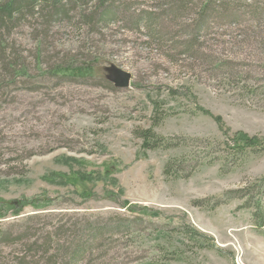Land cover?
<instances>
[{
    "label": "rangeland",
    "instance_id": "rangeland-1",
    "mask_svg": "<svg viewBox=\"0 0 264 264\" xmlns=\"http://www.w3.org/2000/svg\"><path fill=\"white\" fill-rule=\"evenodd\" d=\"M166 1L115 0L92 24L25 15L4 35L0 200L45 201L2 209L0 264H69L77 240L81 264H264V218L238 192L264 176V147L231 148L264 138V0L202 19Z\"/></svg>",
    "mask_w": 264,
    "mask_h": 264
},
{
    "label": "trees",
    "instance_id": "trees-1",
    "mask_svg": "<svg viewBox=\"0 0 264 264\" xmlns=\"http://www.w3.org/2000/svg\"><path fill=\"white\" fill-rule=\"evenodd\" d=\"M89 1L91 2L90 8L93 9L92 12H89ZM165 4L167 6L166 10L168 9L175 16L180 15L181 12L190 11L194 6H198L199 19L205 18L204 16H206L208 12H216L218 9L222 12L228 11L230 6L233 7L228 1L216 4L215 0H168L165 2ZM114 5L115 0H0V68L4 69L7 66H13L12 62L7 63L9 61V54H7V42L4 38V35L8 33L10 26L21 17L23 18L25 15L37 16L41 17L42 21L45 23H50V21L55 20L56 18L70 19L71 12L74 15L73 17L76 18L78 22L92 24L97 15H99V21H101V19L103 21L108 16L114 15V10L116 9ZM146 14L150 16V13ZM184 41V44L188 50L193 48L194 40H192V38H187V40L185 39ZM58 72L69 73L75 76L89 75V69L82 67L74 68L73 66H71V68H60ZM216 119L219 121L218 118ZM153 137V134H151L149 130H146L143 134V146L147 148L155 146L156 139L153 140ZM263 147L264 138L256 135L251 136L243 132H235L231 137V148L233 153L241 157L244 156L248 150L254 151L260 149L259 151H261ZM263 180L264 176L255 179L252 184L244 186L243 188L239 189L240 191H238L245 193L241 197V199L245 198L244 205L248 207L253 205L251 207L254 209L253 217L255 219L254 222L256 225H261L264 218V183L263 185L261 184ZM258 187L261 191L259 193L260 195L258 196V200L256 204H250V199L246 198V195L254 193L257 191ZM41 200L45 201L44 198H35L29 202L20 204L18 208H14L16 207L14 206V203L0 200V218L4 217L2 209H12L13 215L17 216L20 214V211L23 209V207L27 205H31L36 208L39 207L37 203ZM6 234L0 232V243H7L9 241L8 239L10 236H8L9 234ZM94 239H96V236H93L92 241H94ZM36 242L37 239H35L31 244H35ZM87 242L88 241L83 244L80 243V240H77L75 244L72 243L71 247L64 249L63 254L67 255L66 260L69 262V264H81L80 260L82 256L91 249V244L89 245V242ZM46 250L47 249L44 251L46 252ZM148 263L154 264L152 262Z\"/></svg>",
    "mask_w": 264,
    "mask_h": 264
}]
</instances>
